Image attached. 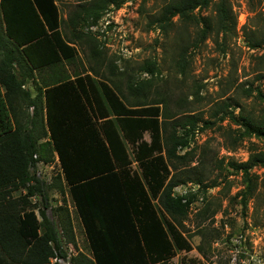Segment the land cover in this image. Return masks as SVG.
<instances>
[{"label":"trees","instance_id":"16d2710c","mask_svg":"<svg viewBox=\"0 0 264 264\" xmlns=\"http://www.w3.org/2000/svg\"><path fill=\"white\" fill-rule=\"evenodd\" d=\"M80 1L66 38L57 0H0V264H61L69 255L64 241L76 244L73 212L91 252L72 255L70 264H171L179 251L192 249L182 229L200 192L175 188L220 184L205 182L201 158L188 166L194 149L182 153L201 118L167 112L165 98L147 100L146 89L159 73L154 60L139 67L150 78L128 76L125 91L99 79L105 58L91 28L124 0ZM163 1L153 20L163 32L170 31L175 17L200 26L196 43L237 28L229 0H216L214 18L195 14L211 0ZM81 21L88 32H78ZM75 41L88 46L91 68L75 69ZM248 42L264 46V38ZM184 63L182 51L176 66L183 69ZM28 82L34 83L35 96ZM259 95L264 98L263 90ZM231 105L218 104L212 117L222 112V120L228 117L264 138V107L257 116L240 114L239 120ZM203 122L206 128L215 124ZM54 162L61 170L53 181L39 178V164ZM134 162L139 171L131 167ZM229 165L243 174L246 206L256 190L251 171L264 167V152ZM51 190L62 196L61 203L51 205Z\"/></svg>","mask_w":264,"mask_h":264},{"label":"rangeland","instance_id":"374dc122","mask_svg":"<svg viewBox=\"0 0 264 264\" xmlns=\"http://www.w3.org/2000/svg\"><path fill=\"white\" fill-rule=\"evenodd\" d=\"M229 1L237 16V28L226 36L213 33L200 43L195 42L200 29L195 23L184 25L175 17L169 32H163L153 23L163 0H124L119 7L110 6L98 25L91 28L105 58L99 79L114 87L117 83L125 91L128 76L136 80L150 78L147 73H141L139 67L146 60H154L159 73L146 89L147 100L153 95L157 99L165 98L167 112H186L201 118L190 147L182 153L194 149L195 159L188 162V166L197 165L201 158L203 164L199 169L204 170L205 182L218 180L220 184L205 189L202 185L187 183L175 188L178 193L198 189L200 192L182 229L192 249L179 251L170 260L171 264H264V167L252 169L256 190L244 206L241 199V192L246 188L243 174L229 165L230 161H246L251 153L264 152V138L247 133L241 124L228 117L222 120V112L212 117L218 104L224 101L232 104L230 110L239 120L242 113L257 116L263 110L264 98L259 91L264 93V46L253 48L248 38H264V0ZM79 2L83 1L57 0L66 21L63 25L66 38L71 36L69 18ZM215 2L211 0L208 6L197 8L196 16L214 18ZM78 32H88L82 21ZM76 45L75 69L91 68L94 62L88 60V46L81 41ZM182 51L183 69L176 66ZM112 69L115 75L111 74ZM208 119L215 124L203 127V120ZM145 138L149 140V134H145ZM221 159L224 163H220ZM131 167H137V163ZM59 170L57 162L51 166L40 165L38 175L51 183ZM51 198L52 206L57 203L55 200L62 202L56 190H51ZM48 214L51 216L50 208ZM73 214L76 244L64 241L69 255L59 260L61 264H70L69 258L79 252L88 255L91 252L81 220L75 212Z\"/></svg>","mask_w":264,"mask_h":264},{"label":"crops","instance_id":"0c3cea01","mask_svg":"<svg viewBox=\"0 0 264 264\" xmlns=\"http://www.w3.org/2000/svg\"><path fill=\"white\" fill-rule=\"evenodd\" d=\"M26 88H30V91H32V95L35 96V88H34V83L28 82L26 84ZM65 259V258H64Z\"/></svg>","mask_w":264,"mask_h":264},{"label":"built area","instance_id":"2783aa9c","mask_svg":"<svg viewBox=\"0 0 264 264\" xmlns=\"http://www.w3.org/2000/svg\"><path fill=\"white\" fill-rule=\"evenodd\" d=\"M40 165H44V164H39V166ZM44 166H51L50 164H48V165H44ZM39 173V170H38V172H37V174ZM39 176V175H38Z\"/></svg>","mask_w":264,"mask_h":264},{"label":"water","instance_id":"95a60500","mask_svg":"<svg viewBox=\"0 0 264 264\" xmlns=\"http://www.w3.org/2000/svg\"><path fill=\"white\" fill-rule=\"evenodd\" d=\"M66 259V258H65Z\"/></svg>","mask_w":264,"mask_h":264}]
</instances>
